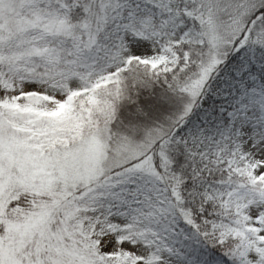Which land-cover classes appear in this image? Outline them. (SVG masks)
I'll return each instance as SVG.
<instances>
[{"label": "snow or ice", "instance_id": "obj_1", "mask_svg": "<svg viewBox=\"0 0 264 264\" xmlns=\"http://www.w3.org/2000/svg\"><path fill=\"white\" fill-rule=\"evenodd\" d=\"M0 264H264V0H0Z\"/></svg>", "mask_w": 264, "mask_h": 264}]
</instances>
